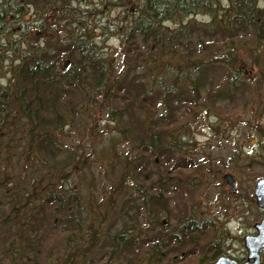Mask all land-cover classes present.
<instances>
[{"label": "trees", "instance_id": "16d2710c", "mask_svg": "<svg viewBox=\"0 0 264 264\" xmlns=\"http://www.w3.org/2000/svg\"><path fill=\"white\" fill-rule=\"evenodd\" d=\"M73 1L0 0V27L10 12L19 16L33 6L47 13L58 3L51 12L57 37L21 51L16 81L0 93V264L213 260L221 251L216 240L224 226L217 232L213 222L196 219L193 179L203 170L188 152L195 144L183 139L200 112L218 111V95L201 96L202 71L216 74L214 65H230L229 84L238 81L240 71L229 56L236 57L238 45L264 40V0L261 7L260 0H228L222 9L220 0H141L125 23L100 25L101 42L117 35L124 59L117 73L91 34L100 19L82 22ZM125 1H103L105 6L89 16H105L107 4ZM189 14L210 19L183 22ZM166 20L176 27L163 25ZM62 29L66 34L60 39ZM5 32L0 30V41L9 40ZM7 43H0L1 53H20ZM62 55L73 59V67L57 70ZM211 89L221 93L225 87L210 84ZM99 101L103 126L113 124L102 130L119 137L99 151L96 140L90 153L84 140L79 147L65 143L62 137L71 129L66 127L74 121L82 125L80 108L87 118ZM88 130L83 138L96 136L93 127ZM118 144L129 150L118 153ZM77 176H90L87 194Z\"/></svg>", "mask_w": 264, "mask_h": 264}, {"label": "rangeland", "instance_id": "374dc122", "mask_svg": "<svg viewBox=\"0 0 264 264\" xmlns=\"http://www.w3.org/2000/svg\"><path fill=\"white\" fill-rule=\"evenodd\" d=\"M88 1L92 6L91 9L87 7V0H74L71 5L78 9L79 19L82 22L96 24L97 22L94 19H100L99 24L92 29L91 34L93 32V35H95L94 38L98 45H104L103 50L110 57L107 62L110 65L112 64V67L114 66V73H117L124 61L117 35H109L104 42H101L98 36L100 25L103 26L106 20L114 23V25L125 23L131 14H135V9L139 7L141 0L125 1L122 5L117 4V2L109 3L107 4V10L104 12V15H106L102 17L100 15L93 17L92 14L89 16V11L92 13L94 10L102 9L105 6L102 7L103 1L107 0ZM233 1L231 0V2ZM261 3L260 0L259 7H261ZM57 5L56 2L48 9L47 13H42L41 8V11L35 10L33 6L26 9L19 16H11L10 12L8 14L9 18L1 24L0 30L6 31L5 34L9 40L2 36L0 43L8 42V47L17 51L20 50V53L9 52V54L4 55L0 52V93L2 91L7 93L4 87L9 85L11 87L16 81L13 71L20 64L21 51H31L34 47L45 46L42 41L45 37H57L52 29H55L54 27L58 28V26L57 24L55 26L56 22L51 13ZM219 5L222 9L223 6H229V2L228 0H220ZM131 6L133 9L129 11ZM209 19L210 16L206 14H189L183 22L190 20L192 22L189 21V23L193 24L195 22H207ZM17 22H20V24L18 25ZM62 22H58V25H64ZM173 24L169 20L163 22V25L169 28L176 27ZM43 27L48 28V31L42 30ZM50 32L52 33L50 34ZM57 34L61 39L66 33L62 29ZM203 37L208 39V37ZM236 47L238 48L236 57L229 56V61L232 60L231 63L240 71L237 76L238 81L229 84L228 79L231 78L232 73L230 65H214L211 68L216 74H212L209 69L202 71V82L205 84L201 96L208 93L218 95L217 102H214L215 106L218 107V111L200 112L192 122L189 136L184 137L183 141L189 138L188 141L195 144L194 148L188 152L199 160L203 170L201 177L193 179L196 183L194 184L196 192L193 206L200 215L196 219L202 218L213 222L218 227L217 232H220L219 228H222L220 224H223L224 233L219 235L216 240V244L221 250L219 255L230 256L237 261H242L245 259L242 237L245 234L254 232L253 224L259 221L263 215V211L254 203L252 189L255 179L260 176L264 177V74H260L261 70H264V40L259 45H238ZM0 50L2 51L1 47ZM65 60H68L69 63L66 67L63 66ZM72 60L67 58L66 55H62L60 62L57 64V70L61 71L67 67H73L71 66L73 64ZM2 64L4 67H1ZM231 70H233V67H231ZM210 84L214 88L217 87L221 90L222 87H225V89L221 93L215 89L208 90ZM100 104L99 101L96 110L92 111L87 118V111L80 108L82 125L79 128V125L74 121V125L66 127V130L71 129L68 135L62 137L65 143L75 142V145L79 147V144L82 145L84 140L86 143L83 146L84 151L88 149L90 153L96 140L100 141L97 144L98 148L94 151H99L100 149H108L114 139L119 137V133L115 134L114 131L104 132L102 130L104 127L108 128L113 124L107 122L108 124L103 126L104 117L99 114ZM93 121H95L96 126L93 123L90 125ZM92 127L97 133L96 136L87 134L84 139L85 132H88V129ZM3 128L4 126L0 124V132ZM117 150L118 153H124L123 151L129 150V145L118 144ZM95 165L97 178L101 181L103 168L98 163ZM226 172L231 173L235 179L236 189L234 192L225 184L222 178ZM77 178L81 180L80 185L83 194H87L90 176H87L86 179L79 176ZM78 179L74 180L75 185H79ZM162 216L168 219L166 213ZM262 255H264V252Z\"/></svg>", "mask_w": 264, "mask_h": 264}, {"label": "water", "instance_id": "95a60500", "mask_svg": "<svg viewBox=\"0 0 264 264\" xmlns=\"http://www.w3.org/2000/svg\"><path fill=\"white\" fill-rule=\"evenodd\" d=\"M68 60L64 61L63 66H67ZM223 178L231 189L235 190V181L230 173H225ZM252 195L257 207L264 212V178L259 177L255 180ZM255 233L246 234L243 236V245L247 255L244 261H236L235 259L221 255L215 260L205 264H260L261 250L264 249V215L259 222L254 223Z\"/></svg>", "mask_w": 264, "mask_h": 264}]
</instances>
